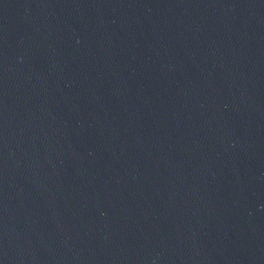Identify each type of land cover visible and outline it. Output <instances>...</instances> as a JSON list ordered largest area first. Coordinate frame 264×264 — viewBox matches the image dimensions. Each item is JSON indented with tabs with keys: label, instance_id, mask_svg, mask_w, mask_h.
I'll return each mask as SVG.
<instances>
[{
	"label": "water",
	"instance_id": "obj_1",
	"mask_svg": "<svg viewBox=\"0 0 264 264\" xmlns=\"http://www.w3.org/2000/svg\"><path fill=\"white\" fill-rule=\"evenodd\" d=\"M0 264H264V0H0Z\"/></svg>",
	"mask_w": 264,
	"mask_h": 264
}]
</instances>
